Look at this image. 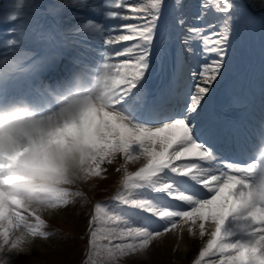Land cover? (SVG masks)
Listing matches in <instances>:
<instances>
[{"label":"snow or ice","instance_id":"snow-or-ice-1","mask_svg":"<svg viewBox=\"0 0 264 264\" xmlns=\"http://www.w3.org/2000/svg\"><path fill=\"white\" fill-rule=\"evenodd\" d=\"M72 3L77 7L84 6V0H72ZM180 3L181 0H176L178 8ZM162 4L163 0H148L146 6L132 8L134 13L143 12L147 18L132 17L143 22L126 25L130 34L105 40L106 45L130 40L137 43L117 53L128 57L122 63L103 64L116 86V102L111 111L101 117V128L90 136L89 143L96 165L94 176H100L102 163L106 160L111 163L118 153L123 155L126 163L144 158L145 163L137 171L128 173L125 169L122 183L129 195L118 194L114 199L157 217L162 222L163 231L148 226H131L126 220L125 226H120L124 218L116 212L108 213L101 205L96 206V215L90 225L99 222L102 214L106 215L116 225L111 230L113 237L120 240L112 246L117 254L127 255L147 249L153 240L183 225H188L187 230L191 235H195L194 230L198 227L199 236L204 237L206 224H209L212 231L194 264H264V211L248 215L240 208L249 186L250 164L245 167L232 163L212 166L216 156L214 149L208 145L214 144L217 130L200 125L196 122L197 116L190 115L197 113L201 101L226 71L231 25L241 18V10L232 0H212L215 6L213 10L223 14L222 19L218 18L219 27L217 22H213L200 28L188 27V34L183 37L177 33L174 73L178 74L186 56L195 52L192 47L194 40L201 42L198 54L205 63L201 64L199 72L194 69L191 72L195 90L191 93L187 108L180 112H166L154 103H145L143 95L133 91L152 71L154 62H163L173 56L171 37L161 35L154 44ZM114 7L122 8L124 4L116 0ZM201 7L197 20H203L210 5L205 2ZM106 15L116 17L118 13L109 11ZM86 23L95 24L92 21ZM177 24L179 27L186 25L182 15H178ZM95 27L102 26L95 24ZM213 56L216 58L210 59ZM105 57L107 60V54ZM83 68V72L88 73L97 70L89 71L87 66ZM182 159L198 162L175 163ZM199 162H207L209 166ZM197 185L200 187L197 188ZM136 190H150L152 195L148 191ZM67 196L65 191L55 196V206L67 203ZM167 197L182 202L190 210H183L182 205L171 203ZM21 210L11 200H0V240L3 241L0 250L4 244L10 243L12 249L23 244L22 239L10 238V233L21 226L20 221L24 216ZM43 225L41 218H35V225L28 231L32 236L46 237L48 233L42 231ZM96 235L97 232L93 230L91 236L94 238ZM208 257L218 259H206Z\"/></svg>","mask_w":264,"mask_h":264},{"label":"clouds","instance_id":"clouds-1","mask_svg":"<svg viewBox=\"0 0 264 264\" xmlns=\"http://www.w3.org/2000/svg\"><path fill=\"white\" fill-rule=\"evenodd\" d=\"M41 112L24 100L0 105V200H11L30 216L55 207L64 186L94 176L96 165L89 143L111 111L116 86L101 65L95 73L75 72L55 89L45 83ZM248 189L240 208L248 215L264 211V141L252 153ZM12 232L23 243L32 237V223L23 216Z\"/></svg>","mask_w":264,"mask_h":264},{"label":"rangeland","instance_id":"rangeland-1","mask_svg":"<svg viewBox=\"0 0 264 264\" xmlns=\"http://www.w3.org/2000/svg\"><path fill=\"white\" fill-rule=\"evenodd\" d=\"M10 1L13 3L16 1V7L19 8L20 6L26 5L25 2L28 1L31 6V2L33 0H5V6L7 7L12 6L13 8H16L13 3L9 4ZM39 1V5H43L48 9V0H35V2ZM246 2H249L250 4L253 3V8H264V0H242L241 4L246 5ZM87 5L94 7L93 2H87ZM146 6V4H143ZM241 13L244 15V22L246 26H250L252 30H254L258 35L261 34V31L264 32V18L261 16L260 12L261 9L256 12L257 15H255L254 19L249 16L247 11L244 9V7L240 6ZM16 8V9H17ZM33 9L38 11L40 13V16L38 18H35V21L38 23H43L47 25V30L42 31V38L45 43H50L49 40V27L52 24L51 20L49 18H46V14L43 13V11L38 6H33ZM92 11V9H90ZM14 16H18L16 12H13ZM26 14H21L17 18V22L20 23L22 20H25L29 17L27 15V18L25 16ZM142 16L146 17V14H141ZM114 18V17H112ZM251 20V24L248 23ZM0 21H13L12 17L9 15H5ZM86 21V20H85ZM16 25H13L12 28L8 31L12 33V30L18 31L15 29ZM113 29H107L105 30V40L109 38H114L116 36L121 35L120 31H115ZM126 34H130L127 32ZM260 36V35H259ZM103 39V37H102ZM9 41H12V43H9ZM122 42V41H119ZM32 43V42H31ZM30 43V44H31ZM118 43V42H117ZM28 43H21L20 41H16L14 38H6L5 40L0 41V58L3 57V59H8L1 65L0 62V82L2 83L4 77L7 75H11L12 71L15 67L19 68L20 66H23L24 64H29L33 59L31 58L33 54H30L31 51L29 46H27ZM31 58V59H30ZM191 74V73H190ZM67 81H63L61 77L58 80V84H64ZM0 83V86L2 84ZM43 106H39V108H42ZM161 111H163L161 108H159ZM122 154H116L113 158L111 163H109L107 160V164L105 165L103 163V166L101 165V168L103 171L101 172L100 176L107 177L108 180L116 179V175H118V178L121 180L123 179L125 175V168L128 173L135 172V169L139 167H135L133 164H137L141 159H138L136 161H131V163H126L121 165L119 160L122 158ZM144 159V158H143ZM134 168V170H133ZM76 184L77 181L72 183L71 185ZM108 189L112 190V187L108 185ZM64 191L68 193L67 196V203L64 204H58L53 208L45 209L44 211L40 212V218L44 221V225L42 227V231L47 232L48 235L46 237L41 236H32L29 240L25 241L23 244L20 245L17 249H12L9 244H4L2 250H0V264H70L72 261L75 260L74 264H79L78 256L76 258V251L78 252L80 249H82V246L85 245L87 247L86 249V257L83 258V263L86 261L91 262L92 264H194V258L189 257L185 259L183 262L177 263V261L174 259V257L170 256L169 253H175L176 249L174 250H168L169 243L165 242L164 247L159 244L157 239L153 240L149 247L143 251H137L135 253H129L127 255H120L117 254V250L112 246L116 243H119V239H115L112 234V229L116 227L106 216V218H101V220L95 224L90 225V221L92 218L96 215L94 214V206L90 204V201L82 200L80 199L82 196L79 187L77 186L76 189L71 188L69 189L68 186H64ZM98 192V190H96ZM139 191H148L149 195H152L150 190H136ZM129 195L126 194V196ZM208 198H210L208 196ZM167 199L173 203V204H182V202L179 201H172L171 197H167ZM88 200V199H87ZM85 201L88 203V207L84 208L86 205ZM90 206V208H89ZM103 206V205H102ZM126 209L118 202L115 201L112 204L104 205L106 211L108 213L116 212L120 214L124 220L121 221L120 226H125L124 221L130 220V217L133 214H136L139 212L141 216H139V221H147V224L152 227L153 225H157L158 227L155 228V230L163 231L162 222L159 221V219H155L152 217L150 213L143 212L140 209L130 208L128 205H125ZM189 207V206H188ZM187 207V208H188ZM88 209V213L85 211ZM22 211V210H21ZM22 214L26 217H28V220L32 223V225H35V218L33 216H30L27 212H23ZM86 215H90L89 218L86 217ZM133 217V216H132ZM60 227V228H59ZM81 228V230L79 229ZM57 228L62 229L63 231H58ZM185 228V240L188 244V255L195 256V258L198 257L199 251L203 248V246L206 244L207 240L210 236V230L206 231V234L204 237L199 236V229L198 227L194 230L195 235H191L188 232V225H183L182 229ZM211 229V226L209 227ZM83 230V231H82ZM95 230L97 232L96 237L91 236V232ZM13 231H16L14 229ZM12 231V232H13ZM171 231L170 230L161 237H164L165 240L169 238ZM12 232L10 233V238L12 237ZM118 234V232H117ZM168 234V235H167ZM159 237V238H161ZM92 240V243L90 244L89 241ZM111 241V244L109 243ZM3 241L0 240V244H2ZM173 246V245H170ZM156 252H161V256L167 257L166 260L155 262L153 259V256L150 254H155ZM94 253H99L100 256L98 260H95ZM153 254V255H154ZM90 257V259H88ZM156 257V256H155ZM169 258V260H168ZM88 259V260H87ZM208 259V258H206Z\"/></svg>","mask_w":264,"mask_h":264},{"label":"bare ground","instance_id":"bare-ground-1","mask_svg":"<svg viewBox=\"0 0 264 264\" xmlns=\"http://www.w3.org/2000/svg\"><path fill=\"white\" fill-rule=\"evenodd\" d=\"M28 12V9H23L22 11H17V14H19V15H21V14H26ZM168 15H170V13H166L165 14V18H167V16ZM175 22H177V19L176 20H174ZM31 22H21V23H18L16 20H14V21H12V22H9V23H7V24H5L4 25V27H3V29H11L12 28V26L13 25H16V27H15V29H17L18 31H20V32H22V36H21V39H26L27 41H30V37H29V35L26 33V28L25 27H27V26H29V25H31L30 24ZM177 28L179 29V26H178V24H177ZM13 31V30H12ZM99 31V29L98 28H96L95 26H92V27H89V28H87L86 29V37L88 38V39H90V40H93V36H94V34L95 33H99L98 32ZM94 41V40H93ZM135 43H137V42H134V44ZM133 45V44H132ZM127 47H129V46H124V47H121V48H119V50L116 52V53H119V52H122L125 48H127ZM107 45H103V50H107ZM174 48H175V46H174ZM55 50V49H54ZM174 52H175V50H174ZM198 51H195L194 53H193V58L192 59H194L195 58V54L197 53ZM46 57H47V60H48V55H46ZM50 57H53V58H55V55H54V53H50V56H49V58ZM188 57V56H187ZM190 58H191V55L189 56ZM125 58H126V56H123V55H117L114 59H112V61L110 62L111 64H118V63H122L124 60H125ZM186 59V58H185ZM210 59H215L214 58V56L213 57H210ZM8 59H0V62H1V65H3V63L5 62V61H7ZM174 60V59H173ZM197 61H199V59L197 58ZM57 61H55L54 63H56ZM200 63L201 64H203V63H205V61H200ZM232 63H233V59H231V58H227L226 59V71L223 73V76H222V78H218V80H217V82H215V84H217V85H220L221 86V90L222 91H227V85H229L230 87H231V85H230V82H231V77H230V72H228L227 71V66H232ZM47 63H43V61H39V62H37L36 64H34L32 67H30V68H25V69H21L22 71H28L29 73L32 71V70H36L37 68H46L47 66ZM253 65L254 64H252L251 66H249L248 68H247V71L248 72H253V73H251V74H248V77L247 78H249L253 83H255V84H257L258 86L259 85H262V87H264V73L263 74H259L258 73V70L255 72V68L253 67ZM34 67H35V69H34ZM172 69H175V65L174 66H172L171 67ZM20 70V71H21ZM61 70H55V71H49V72H47V74H55V73H58V72H60ZM185 74H184V71L181 69L180 70V72L178 73V74H175L174 73V78H178L179 76H184ZM163 80V79H162ZM145 81H148L147 80V78L145 79ZM174 82L175 83H178V80H176V79H174ZM11 84H17V85H19L18 83H17V81L16 80H14ZM188 87H189V85H187ZM1 87H4V86H1ZM146 87V86H145ZM147 89V88H146ZM7 91H9V89L7 90ZM134 91V90H133ZM212 88H211V90H210V92L204 97V99L201 101V105L199 106V108L197 109V113L196 114H190V115H192V116H197V121L196 122H198L199 124H202L204 121H206V120H210V119H212L213 118V116H211V115H213L212 113H210V109H211V106H210V104H211V101H209L210 100V96L212 95V94H214V92L212 93ZM135 92V91H134ZM263 93V91H260V90H258L255 94H253V96H255V95H257V94H262ZM244 94H246L244 91H242V93L240 92V90H239V93H237L236 95H235V98H239V97H242L241 95H244ZM188 100H190L189 98H188ZM214 102V101H213ZM252 103V102H251ZM253 104V103H252ZM253 105H255V104H253ZM242 106H244L243 104L240 106V108H238L237 110L238 111H242V109H243V107ZM256 106V105H255ZM220 107H221V105H220ZM222 108V107H221ZM256 108H257V106H256ZM223 109V108H222ZM223 112L225 113V114H232V113H230L229 112V110L228 109H223ZM212 121H216V122H219L220 121V119L219 120H212ZM248 134V133H247ZM246 135V134H245ZM250 135V134H249ZM236 140H238V139H236ZM191 162H198V161H195V160H193V159H182V160H180V161H176L175 163L176 164H182V163H191ZM200 163V162H199ZM197 188H199L200 186L199 185H197L196 186ZM209 194H211V193H209ZM136 223V224H135ZM137 223H139V224H143V223H141L140 221H138V219H135V220H133V223H132V226H135V227H139L140 225L139 224H137ZM206 225H209V224H206ZM210 226V225H209ZM185 228H183L182 229V227L181 228H177V229H175V231H171V234H170V236H169V238H167L166 240H165V238L164 237H161V238H157V241H158V245L159 244H161L163 247H164V245H165V242H168L170 245H173V246H170L169 245V248H168V250L170 249V250H174V249H176V251H175V253H169V255L170 256H172V257H174V259L177 261V263L179 262H181V260L184 262L185 261V259H187L188 257H189V259H190V257H194L193 256V254L192 255H188V244L186 243V240H185ZM168 235V234H167ZM166 246V245H165ZM154 254V253H153ZM153 254H150V255H152L153 256V259H154V261L155 262H158L159 260L160 261H162V260H166L167 259V257H165V256H161L162 254H161V252H156L154 255ZM156 256V257H155ZM168 260H169V258H168Z\"/></svg>","mask_w":264,"mask_h":264},{"label":"trees","instance_id":"trees-1","mask_svg":"<svg viewBox=\"0 0 264 264\" xmlns=\"http://www.w3.org/2000/svg\"><path fill=\"white\" fill-rule=\"evenodd\" d=\"M80 254H81V250H79L78 252L76 251V258H77V256H80ZM82 262V261H81ZM81 262H80V264H81ZM75 263V260L74 261H72L70 264H74ZM89 262H86V264H88ZM64 264H67V263H64Z\"/></svg>","mask_w":264,"mask_h":264}]
</instances>
